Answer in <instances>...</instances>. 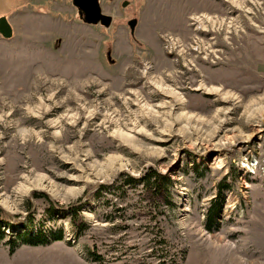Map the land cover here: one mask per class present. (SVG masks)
<instances>
[{
  "label": "rangeland",
  "instance_id": "obj_1",
  "mask_svg": "<svg viewBox=\"0 0 264 264\" xmlns=\"http://www.w3.org/2000/svg\"><path fill=\"white\" fill-rule=\"evenodd\" d=\"M100 5L109 26L88 23L73 0H0L14 30L0 34V264H264V120L249 142L202 144L216 127L217 138L247 132L248 110L264 104V0ZM171 104L193 119L171 126ZM152 171L170 191L143 181ZM24 174L61 193H17ZM222 181L230 187L208 230ZM26 226L64 238L11 254L7 228Z\"/></svg>",
  "mask_w": 264,
  "mask_h": 264
},
{
  "label": "bare ground",
  "instance_id": "obj_2",
  "mask_svg": "<svg viewBox=\"0 0 264 264\" xmlns=\"http://www.w3.org/2000/svg\"><path fill=\"white\" fill-rule=\"evenodd\" d=\"M238 6V5H237ZM240 8V7H239ZM250 9V8H249ZM206 16V15H205ZM208 19L211 24H212V27H215V21L211 20L210 18H206ZM199 20L201 21L202 24H204V20L201 18H199ZM217 25V24H216ZM203 26H205L206 28V25L204 24ZM222 27V26H221ZM214 51V50H213ZM163 87V85H162ZM214 87V86H213ZM201 88H204L207 92H214V91H218L219 89L218 88H209L207 86H205V84L203 85V87ZM166 91V94L165 95H168L171 100H173L175 103H182L184 98L182 96H180V94L176 93V92H173L172 90L168 89V88H165ZM231 96H235V95H231ZM236 98V97H235ZM138 102H140L138 99H137ZM166 101V100H165ZM164 101V102H165ZM164 102L161 101V105L164 104ZM169 104V103H168ZM139 105V104H138ZM149 106V104H148ZM151 106V105H150ZM160 106V105H159ZM165 106V105H164ZM143 107V106H142ZM146 108V107H145ZM174 108V106L171 104L170 105V111L169 113L167 114L169 116V118H171L172 122H171V126L174 125V124H180L184 118H186L187 120H191L193 119L192 117H194L193 115H186L184 113L182 114H176L174 111H172ZM147 109V108H146ZM149 109V107H148ZM165 110V109H164ZM264 111V104L262 105H256L255 107L253 106V108H250L248 110V113H247V122L246 124L249 125L248 128L249 130L247 132H244L242 130H238L237 128H230V129H226L225 130V135L220 137V138H217V132L219 130V127H216L215 130L212 132V134L209 136V138H207L206 140H203L202 141V144H204L205 146H208L210 147L211 149H214V150H217V151H221V150H226L228 149V143H232L233 140H235V138L237 137H240L241 140H243V142H249L250 140H253V133H254V126L258 125L259 123L263 122L264 118L263 117H259L258 115L259 112L257 111ZM148 111V110H147ZM154 111V110H153ZM158 111V110H157ZM152 112V110H151ZM167 113V112H166ZM155 114V113H154ZM164 114V113H163ZM171 115V116H170ZM199 118V117H198ZM169 121V120H168ZM166 122V121H165ZM187 122V121H186ZM55 125L57 124V122L54 123ZM167 126V125H165ZM168 127V126H167ZM135 129H130V132H133ZM166 130V129H165ZM116 133V132H115ZM164 132L161 131V134H163ZM227 133H231L233 134V136H229ZM126 138L130 139L131 136L129 134H126L125 135ZM134 137V136H132ZM233 137V139H232ZM157 139V138H156ZM163 139V138H162ZM156 151V150H155ZM159 152V151H158ZM162 152V151H161ZM161 152H159V154H161ZM221 162V159L218 157L215 158V163H220ZM116 163V162H115ZM118 164V169H123L122 167H125L126 164H123L121 162H117ZM103 165V164H102ZM102 165H95V166H91L89 167L88 169H85L84 168V176L86 178V180L92 178V175L93 173H98V171H102L101 167ZM81 166V165H80ZM88 167V166H87ZM83 168V167H82ZM106 169V168H105ZM106 171V170H105ZM104 172V171H103ZM25 175V174H24ZM104 176V175H103ZM81 178V177H79ZM84 178V179H85ZM17 188V187H16ZM33 188H39V189H48L49 193L50 194H53V195H59L61 192L59 189H57L53 182L51 181V179L47 178L46 176H43V175H36V174H27L24 176L23 178V182L19 185V187L16 189L18 192L17 193H27L29 192L31 189ZM69 191V190H68ZM78 189H73L72 192H77ZM70 192V191H69ZM9 199V197H8ZM2 201L5 202L7 201L6 199L2 198ZM8 205V204H7ZM14 207V206H13Z\"/></svg>",
  "mask_w": 264,
  "mask_h": 264
},
{
  "label": "trees",
  "instance_id": "obj_3",
  "mask_svg": "<svg viewBox=\"0 0 264 264\" xmlns=\"http://www.w3.org/2000/svg\"><path fill=\"white\" fill-rule=\"evenodd\" d=\"M144 182L150 187H154L156 192H161L163 189H167L170 191V187L172 185L171 179L160 175L156 171H152L143 179ZM145 184V183H144ZM230 187L229 184H225L223 181L218 184V194L216 200L211 204L207 212L206 219V227L208 230H214L218 227V217L221 213L223 202H224V190ZM55 210V209H54ZM80 207H71V215L74 224L76 225L79 231H82L86 228V224L83 219H79L78 212ZM1 219V217H0ZM4 234H0V242L3 238ZM64 233L62 230L58 231H44V228L41 229L37 234H31L30 232H20L16 235V239H11L8 242L10 253L13 254L15 250L22 244L31 245V246H39V245H49L55 240H63Z\"/></svg>",
  "mask_w": 264,
  "mask_h": 264
},
{
  "label": "water",
  "instance_id": "obj_4",
  "mask_svg": "<svg viewBox=\"0 0 264 264\" xmlns=\"http://www.w3.org/2000/svg\"><path fill=\"white\" fill-rule=\"evenodd\" d=\"M74 4L83 12L84 19L88 23L97 24L102 23L106 26L111 25L112 17L103 13L100 0H73ZM128 2H125L123 6H127ZM138 20L132 19L129 21V26L134 32L137 26ZM0 34L4 38H12L14 34L13 27L6 16L0 18Z\"/></svg>",
  "mask_w": 264,
  "mask_h": 264
},
{
  "label": "built area",
  "instance_id": "obj_5",
  "mask_svg": "<svg viewBox=\"0 0 264 264\" xmlns=\"http://www.w3.org/2000/svg\"><path fill=\"white\" fill-rule=\"evenodd\" d=\"M26 227L25 228H22V230H20V231H16V229H14V228L13 229L12 228L11 229L10 228H7L6 233L9 234V235H13V234L14 235H17L20 232H26L27 231V232H30V233H33V234H37L40 231V228L39 229L37 228V230H34V229L32 230L33 226L30 227L31 229L29 228V226L27 228Z\"/></svg>",
  "mask_w": 264,
  "mask_h": 264
}]
</instances>
